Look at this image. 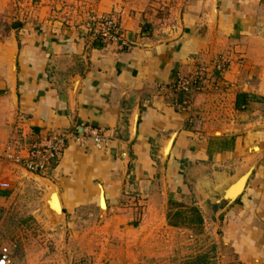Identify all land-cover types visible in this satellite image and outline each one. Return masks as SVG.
<instances>
[{"label":"crops","instance_id":"0c3cea01","mask_svg":"<svg viewBox=\"0 0 264 264\" xmlns=\"http://www.w3.org/2000/svg\"><path fill=\"white\" fill-rule=\"evenodd\" d=\"M66 1L80 6L81 25L55 19L45 7L50 19L0 35V182L9 183L0 187V222L36 216L39 203L33 199L39 185L4 159V146L21 130L39 139L88 125L104 133L105 145L69 141L42 177L44 187L57 191L62 215L74 222L103 218L114 235L139 227L132 222L139 214L134 202L161 221L167 204L192 196L239 264H264V28L258 2L179 0L177 24L151 28L122 16L118 40L102 42L89 33L86 11L112 13L118 0ZM200 69L203 87L188 95L172 89L178 77ZM254 145L258 151L250 152ZM251 167L243 191L225 199L234 183L228 196L239 193L245 178H238ZM4 228H12L7 220ZM0 245L9 247L15 264L19 245Z\"/></svg>","mask_w":264,"mask_h":264},{"label":"rangeland","instance_id":"374dc122","mask_svg":"<svg viewBox=\"0 0 264 264\" xmlns=\"http://www.w3.org/2000/svg\"><path fill=\"white\" fill-rule=\"evenodd\" d=\"M66 3V0H0V35L15 30L17 23L23 25L39 19L38 24H41L46 18L50 19V16H45V7H50L52 13L54 10L55 19L66 17L76 22L77 26L81 25L80 6L71 1ZM254 4L261 7L257 19H262L264 28V0H256ZM180 8L179 0H118L117 7L111 12L118 19L119 26L122 16L125 19L138 17L143 23H149L151 28L160 29L179 22ZM33 12L36 15H32ZM86 14L96 15L94 11H86ZM223 55L219 54L215 66L224 58ZM243 60V56L236 60L239 67L243 65ZM223 61L229 64L227 60ZM204 84L198 86L203 87ZM249 151L257 152L258 147L254 145ZM26 174H30L32 182L39 185L36 186L38 195L33 197L39 201L36 216L28 214L25 218H8L0 222V244L15 241L19 245L15 264H239L235 254L221 242L217 224L209 219L206 222L202 218L201 222L197 219V215L201 217V214L197 208V211L193 210L192 196L182 202L167 204L166 220L161 221L158 217L148 218L145 215L147 211L142 208L144 206L136 201L133 207L139 209V214L132 222L139 223V227L131 228L132 231L119 229L113 235L109 226L101 222H104L103 218H90L91 221L82 218L74 222L62 214L56 218L49 208L47 212L44 191L49 194L53 189L44 187V175L33 179L37 175ZM22 204L28 210V203ZM98 204L104 213L106 205L101 193ZM23 215L27 214L23 212ZM6 220L7 227H12L9 230L4 228ZM94 225L97 230L85 231L86 228L93 229ZM170 226L173 229H169Z\"/></svg>","mask_w":264,"mask_h":264},{"label":"built area","instance_id":"2783aa9c","mask_svg":"<svg viewBox=\"0 0 264 264\" xmlns=\"http://www.w3.org/2000/svg\"><path fill=\"white\" fill-rule=\"evenodd\" d=\"M88 31L102 42L117 41L120 35V26L115 14L93 15L89 17ZM206 80L204 69L180 76L172 85L175 92L189 94L198 89ZM24 130L3 148V157L14 167L24 173L45 175L61 157L69 141L84 144L92 141L97 146H103L107 137L97 128L81 125L78 128L63 132H53L50 135L33 139ZM0 187L8 188V182H0ZM13 256L7 245H0V264H13Z\"/></svg>","mask_w":264,"mask_h":264},{"label":"water","instance_id":"95a60500","mask_svg":"<svg viewBox=\"0 0 264 264\" xmlns=\"http://www.w3.org/2000/svg\"><path fill=\"white\" fill-rule=\"evenodd\" d=\"M251 172H252V167L251 168H249L243 175H241L239 178H238V180L239 181H241V180H243L244 178V183H243V186H242V189L239 191V193L234 197V198H231L230 196H228V195H230V190H231V187L232 186H234L236 183H234L233 185H231L227 190H226V192L224 193V198L225 199H227V200H234L242 191H243V189H244V187H245V185H246V182H247V179H248V177L250 176V174H251ZM38 176V175H37ZM237 180V181H238ZM236 181V182H237ZM55 193H57V191L56 190H53ZM54 192H52L51 193V196H52V194L54 193ZM58 195V194H57ZM60 201V200H59ZM47 202V201H46ZM61 204V203H60ZM62 212H63V209H62V207H60V213L62 214Z\"/></svg>","mask_w":264,"mask_h":264},{"label":"bare ground","instance_id":"6f19581e","mask_svg":"<svg viewBox=\"0 0 264 264\" xmlns=\"http://www.w3.org/2000/svg\"><path fill=\"white\" fill-rule=\"evenodd\" d=\"M167 149H169V147ZM238 192H236V193H238ZM47 207L49 208L50 211L53 212V214L56 217L61 215V213H60L61 204H60L59 197H58L57 193L54 192L52 194V196L50 195L49 199L47 200Z\"/></svg>","mask_w":264,"mask_h":264},{"label":"trees","instance_id":"16d2710c","mask_svg":"<svg viewBox=\"0 0 264 264\" xmlns=\"http://www.w3.org/2000/svg\"><path fill=\"white\" fill-rule=\"evenodd\" d=\"M16 27H19V26H21V23H17L16 25H15ZM176 93H181V92H176ZM181 94H183V95H188V94H185V93H181ZM239 96L242 98V99H246V101H247V99H248V95L247 94H245V93H243V94H239ZM237 106V105H236ZM193 210L194 211H197V209L196 208H193ZM197 219H199V221L201 222V217H200V215H197Z\"/></svg>","mask_w":264,"mask_h":264}]
</instances>
